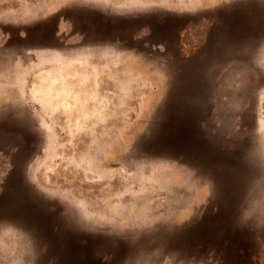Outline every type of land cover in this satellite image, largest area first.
I'll list each match as a JSON object with an SVG mask.
<instances>
[{"label":"rangeland","instance_id":"rangeland-1","mask_svg":"<svg viewBox=\"0 0 264 264\" xmlns=\"http://www.w3.org/2000/svg\"><path fill=\"white\" fill-rule=\"evenodd\" d=\"M0 264H264V0H0Z\"/></svg>","mask_w":264,"mask_h":264}]
</instances>
